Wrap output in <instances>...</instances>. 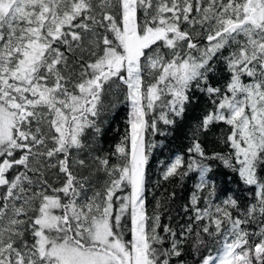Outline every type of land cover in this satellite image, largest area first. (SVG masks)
I'll return each instance as SVG.
<instances>
[{"label":"snow or ice","instance_id":"1","mask_svg":"<svg viewBox=\"0 0 264 264\" xmlns=\"http://www.w3.org/2000/svg\"><path fill=\"white\" fill-rule=\"evenodd\" d=\"M194 90L208 103L187 158L162 173L198 174L191 215L173 228L159 209L175 192L147 209L155 145L145 133L165 135L159 125L182 120ZM113 93L111 107H129L128 127L96 155ZM221 122L231 152L209 155L200 137ZM217 160L250 186L247 200L216 202ZM188 256L264 264V0H0V264Z\"/></svg>","mask_w":264,"mask_h":264},{"label":"trees","instance_id":"2","mask_svg":"<svg viewBox=\"0 0 264 264\" xmlns=\"http://www.w3.org/2000/svg\"><path fill=\"white\" fill-rule=\"evenodd\" d=\"M214 83H222L216 77H213ZM193 102L188 106V110L182 120L177 121L174 126L159 125L166 134L160 135L151 132L145 133L146 143H152L149 154L148 167V183H147V209L149 214H153L156 200L160 199L164 202V198L170 193L175 192L174 199H168L164 203V207L159 209L162 213V224H170L173 228H177L180 224L186 223L188 215H185L184 206L190 204L191 195L195 189V184L198 182V174L192 179L181 181L178 177L171 178L168 181L162 179V173L165 166L170 163L176 155H182L187 158V149L191 143V127L200 118L205 106L208 103L207 97L199 92L193 91ZM119 100H123V95L118 96ZM117 95L115 93L105 98V110L101 113L98 123L102 129L99 137L100 152L96 155L110 154L115 149L121 138L125 135V129L128 127L129 107L127 104L117 103L115 108L111 107L110 102H115ZM229 126L224 123H219L211 129L206 135H202L200 140L207 154L213 152L228 154L231 149L223 143V139L227 136ZM115 163V157H113ZM212 179L216 186V202L226 199L228 196H235L242 201L247 200L248 188L244 185L238 175L231 169L226 168L220 161H211ZM204 195H207L205 192ZM171 217V219H169ZM255 225H253V228ZM126 239H131L130 235H125ZM189 264H191V256H188Z\"/></svg>","mask_w":264,"mask_h":264}]
</instances>
